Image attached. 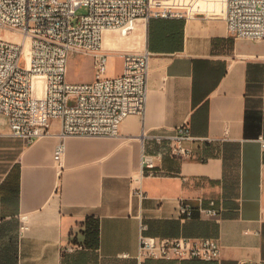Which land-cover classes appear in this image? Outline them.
Wrapping results in <instances>:
<instances>
[{"label": "crops", "instance_id": "obj_1", "mask_svg": "<svg viewBox=\"0 0 264 264\" xmlns=\"http://www.w3.org/2000/svg\"><path fill=\"white\" fill-rule=\"evenodd\" d=\"M104 46L121 58L109 76L122 73L124 52L150 53L145 113L125 118L117 137L63 140L54 121L52 134L29 146L8 135L0 115V264H264V40L233 38L223 18L140 19L128 36L107 31ZM186 123L211 142H186L189 159L150 147L163 160L157 175L142 177L141 198L138 137ZM199 199L216 200L220 216L182 219L181 202L197 206ZM88 218L99 223L98 246L65 253L83 241ZM141 222L148 235L218 238L222 256L139 261Z\"/></svg>", "mask_w": 264, "mask_h": 264}, {"label": "built area", "instance_id": "obj_2", "mask_svg": "<svg viewBox=\"0 0 264 264\" xmlns=\"http://www.w3.org/2000/svg\"><path fill=\"white\" fill-rule=\"evenodd\" d=\"M86 9L78 14L79 9ZM223 18L233 38L264 40V0H225L215 4L195 0H0V31L19 33L20 43L0 37V115L7 118L12 138L25 146L51 135L54 121L61 123L60 136L117 137L125 118L143 115L148 99V52H124L123 71L109 76L111 53L104 46L107 31L128 36L138 20ZM29 42V55L24 46ZM24 43V46H22ZM118 52V51H116ZM72 53L90 55L95 78L90 82L67 79ZM42 83L35 87V80ZM0 135L2 132L0 131ZM143 144L139 186L136 194L146 193L140 186L143 176L158 174L161 154L150 147H167L171 156L189 159L194 151L188 141L196 137L189 124L172 131H146L138 137ZM264 148V136L259 137ZM66 146L55 149L54 161L63 168ZM182 219L199 216L218 218L217 201L204 199L193 206L181 202ZM27 229L22 220L20 234ZM148 225L141 222L137 259L219 261L222 249L214 237H161L148 235ZM80 242L69 243L64 252L87 250ZM123 257H130L123 254Z\"/></svg>", "mask_w": 264, "mask_h": 264}, {"label": "rangeland", "instance_id": "obj_3", "mask_svg": "<svg viewBox=\"0 0 264 264\" xmlns=\"http://www.w3.org/2000/svg\"><path fill=\"white\" fill-rule=\"evenodd\" d=\"M198 1V0H195ZM87 10L82 8L78 10V14H83ZM143 22V21H141ZM114 36H121L118 31H110ZM0 37L4 40L20 43L22 36L19 33H13L10 31H0ZM29 48L26 47L25 54L27 55ZM112 54L109 61L108 72L119 70L121 68V58L117 54L118 52L109 50ZM95 78V70L93 66V59L90 55L72 53L69 58L67 79L70 82H90Z\"/></svg>", "mask_w": 264, "mask_h": 264}, {"label": "trees", "instance_id": "obj_4", "mask_svg": "<svg viewBox=\"0 0 264 264\" xmlns=\"http://www.w3.org/2000/svg\"><path fill=\"white\" fill-rule=\"evenodd\" d=\"M151 20H174V19H151ZM181 20H185V19H181ZM84 224L85 227L80 230L81 234L83 235V241H81L80 243H83L87 248H96L98 246V241L100 236L99 223L93 221L91 218H88ZM74 242H79V241H74Z\"/></svg>", "mask_w": 264, "mask_h": 264}, {"label": "bare ground", "instance_id": "obj_5", "mask_svg": "<svg viewBox=\"0 0 264 264\" xmlns=\"http://www.w3.org/2000/svg\"><path fill=\"white\" fill-rule=\"evenodd\" d=\"M22 46H24V43H22ZM26 47H30V45H29V42L24 46V52H25V49H26ZM27 55H29V52H28V54ZM40 80V81H39ZM42 83V79L41 78H37L36 80H35V87H37L38 85H40Z\"/></svg>", "mask_w": 264, "mask_h": 264}]
</instances>
